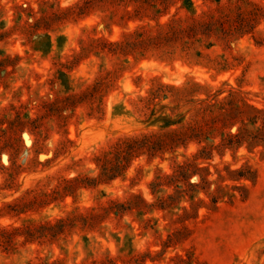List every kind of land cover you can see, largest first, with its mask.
<instances>
[{"label":"rangeland","instance_id":"374dc122","mask_svg":"<svg viewBox=\"0 0 264 264\" xmlns=\"http://www.w3.org/2000/svg\"><path fill=\"white\" fill-rule=\"evenodd\" d=\"M0 264H264V0H0Z\"/></svg>","mask_w":264,"mask_h":264},{"label":"trees","instance_id":"16d2710c","mask_svg":"<svg viewBox=\"0 0 264 264\" xmlns=\"http://www.w3.org/2000/svg\"><path fill=\"white\" fill-rule=\"evenodd\" d=\"M119 148V147H118Z\"/></svg>","mask_w":264,"mask_h":264}]
</instances>
